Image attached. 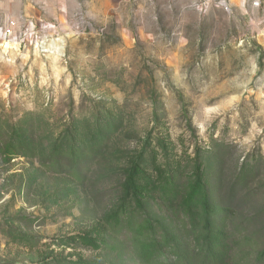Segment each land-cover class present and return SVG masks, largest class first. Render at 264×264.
I'll use <instances>...</instances> for the list:
<instances>
[{"label": "rangeland", "instance_id": "374dc122", "mask_svg": "<svg viewBox=\"0 0 264 264\" xmlns=\"http://www.w3.org/2000/svg\"><path fill=\"white\" fill-rule=\"evenodd\" d=\"M194 1L126 3L45 54L9 55L0 264L254 263L264 14L199 12Z\"/></svg>", "mask_w": 264, "mask_h": 264}, {"label": "built area", "instance_id": "2783aa9c", "mask_svg": "<svg viewBox=\"0 0 264 264\" xmlns=\"http://www.w3.org/2000/svg\"><path fill=\"white\" fill-rule=\"evenodd\" d=\"M240 5L246 13L253 10L264 14V0H241ZM194 6L199 12L211 8L230 14L234 11L231 0H197ZM71 26L73 29L70 33L96 30L82 14L75 15L74 25ZM64 35H68V32L62 30L58 24L43 19H13L6 22L0 19V70L12 52L23 49L26 52L33 50L45 54L49 42H59Z\"/></svg>", "mask_w": 264, "mask_h": 264}, {"label": "crops", "instance_id": "0c3cea01", "mask_svg": "<svg viewBox=\"0 0 264 264\" xmlns=\"http://www.w3.org/2000/svg\"><path fill=\"white\" fill-rule=\"evenodd\" d=\"M143 0H0V19L4 22L13 19H43L55 23L64 31L73 29L74 17L82 14L87 20L105 22L126 3ZM197 0L194 1V4ZM241 0H231L233 9L247 16L240 5Z\"/></svg>", "mask_w": 264, "mask_h": 264}, {"label": "trees", "instance_id": "16d2710c", "mask_svg": "<svg viewBox=\"0 0 264 264\" xmlns=\"http://www.w3.org/2000/svg\"><path fill=\"white\" fill-rule=\"evenodd\" d=\"M203 208L205 209L206 212H209V205H208V201L206 200V198L204 199V207ZM204 228L206 229V234L204 236V239L206 240L208 245L211 247L213 244V239H212L213 232L210 230V225H209L207 217H205ZM213 238H214V235H213ZM218 262H219V260L216 257L213 260V264H218ZM253 264H264V249L258 253Z\"/></svg>", "mask_w": 264, "mask_h": 264}]
</instances>
